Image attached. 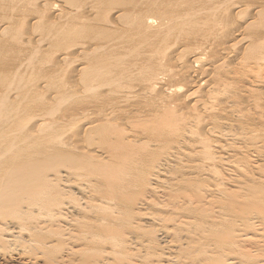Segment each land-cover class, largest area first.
I'll list each match as a JSON object with an SVG mask.
<instances>
[{
	"label": "bare ground",
	"instance_id": "1",
	"mask_svg": "<svg viewBox=\"0 0 264 264\" xmlns=\"http://www.w3.org/2000/svg\"><path fill=\"white\" fill-rule=\"evenodd\" d=\"M0 264H264V0H0Z\"/></svg>",
	"mask_w": 264,
	"mask_h": 264
}]
</instances>
